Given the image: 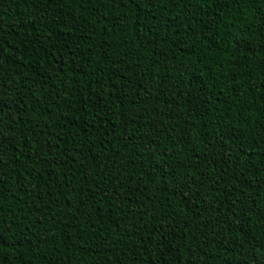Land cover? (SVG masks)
I'll use <instances>...</instances> for the list:
<instances>
[{
	"label": "trees",
	"instance_id": "1",
	"mask_svg": "<svg viewBox=\"0 0 264 264\" xmlns=\"http://www.w3.org/2000/svg\"><path fill=\"white\" fill-rule=\"evenodd\" d=\"M0 264H264V0H0Z\"/></svg>",
	"mask_w": 264,
	"mask_h": 264
}]
</instances>
